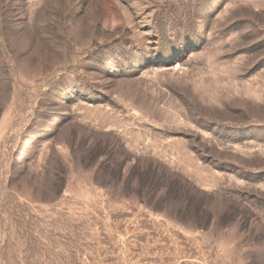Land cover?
I'll return each instance as SVG.
<instances>
[{"label": "rangeland", "instance_id": "374dc122", "mask_svg": "<svg viewBox=\"0 0 264 264\" xmlns=\"http://www.w3.org/2000/svg\"><path fill=\"white\" fill-rule=\"evenodd\" d=\"M136 259L264 264V0H0V264Z\"/></svg>", "mask_w": 264, "mask_h": 264}, {"label": "crops", "instance_id": "0c3cea01", "mask_svg": "<svg viewBox=\"0 0 264 264\" xmlns=\"http://www.w3.org/2000/svg\"><path fill=\"white\" fill-rule=\"evenodd\" d=\"M139 255V254H138ZM179 262H174V264H178ZM131 264H157L153 260H148V261H140L139 259L131 261Z\"/></svg>", "mask_w": 264, "mask_h": 264}]
</instances>
